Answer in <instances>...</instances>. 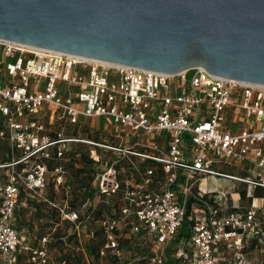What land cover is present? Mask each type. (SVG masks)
<instances>
[{"label": "built area", "instance_id": "1", "mask_svg": "<svg viewBox=\"0 0 264 264\" xmlns=\"http://www.w3.org/2000/svg\"><path fill=\"white\" fill-rule=\"evenodd\" d=\"M0 54V139L8 140L11 149V160L0 163L7 169L0 181L1 264H14L19 249H29L11 222L21 188L39 192L52 172L56 186L70 192L66 169L58 165L50 170L43 159L51 156V146L59 145L57 157H62L75 142L114 155L92 185L96 192L118 195L126 203L118 215L100 220L105 235L100 257H128L134 264L146 257L139 248L144 246L150 264H166L188 219L193 246V252L185 254L189 264H222V247L232 250L235 264L244 262L246 237L257 232L260 206L253 203L243 213L221 215L216 193L202 190L200 184L208 175H219L264 189V85L224 78L202 66L166 73L3 39ZM42 110L51 111V119L72 123L103 117L120 134H128V140L117 134L120 141H93L63 131L53 138L43 133L44 124L37 118ZM135 159L154 166L131 186L123 183L118 165L127 160L139 170ZM235 165L257 172L221 170ZM158 168L164 181L145 192ZM190 197L194 202L187 215ZM52 205L80 228L77 210L67 203ZM47 242L44 237L42 247L31 249L33 264L48 263Z\"/></svg>", "mask_w": 264, "mask_h": 264}, {"label": "water", "instance_id": "2", "mask_svg": "<svg viewBox=\"0 0 264 264\" xmlns=\"http://www.w3.org/2000/svg\"><path fill=\"white\" fill-rule=\"evenodd\" d=\"M0 39L264 85V0H0Z\"/></svg>", "mask_w": 264, "mask_h": 264}, {"label": "trees", "instance_id": "3", "mask_svg": "<svg viewBox=\"0 0 264 264\" xmlns=\"http://www.w3.org/2000/svg\"><path fill=\"white\" fill-rule=\"evenodd\" d=\"M43 111V110H42ZM51 115V111H47L45 114V117L47 120H42V113L38 114L37 118L40 120L41 123L44 124L46 131L45 133H50V132H54L56 130L61 131L63 130V132L66 135L69 136H76V137H83L85 139H90L93 141H107V139H104L96 134H89V133H83V131H81V127L83 126L84 123H86V120L88 119H94V118H81V120L78 123H72L70 122L68 119H51L50 117ZM100 118V117H98ZM106 120V119H105ZM109 122V121H108ZM111 124V123H110ZM3 124H0V128H2ZM111 141V140H108ZM107 141V142H108ZM1 142V140H0ZM71 144V143H70ZM75 144H77V146L79 147V150H75L73 152V158H77V155L80 154L81 159H83L84 157H86V161L88 162V164L92 165V177L89 179L88 183L84 186V192L85 193V197L84 200L82 202H78L75 201L74 199H70L67 201V205L70 209H75L79 212V220L81 222V226L79 229L76 228L75 223L71 222L70 220L63 218L60 214V211L58 209V207H51V213H56V215H58L59 217L62 218V220L66 221L67 223H70L73 225L74 227V231H75V235L78 237L80 235H87L88 236V240L85 241V248L84 249V254L86 255V250L88 252V256L93 260V259H110L111 262L113 264H129L128 263V257L119 259L117 257H100L99 255V250L101 248V246L103 245L104 241H105V235L101 229L102 226H100V220L101 218L106 215L105 212L103 211V205L102 202H106V199L111 198L112 199V209L110 210L109 214H116L118 215L122 209V207L126 204L125 201L119 197L118 195H114V194H101L95 191V189L93 188L92 185V181L95 177V175L97 174V172L103 170L104 168H106L111 160L114 158V155L104 149H101L97 146H93L91 144L88 143H83V142H75ZM59 148V145L54 146V150H50V154L51 156L49 158L45 159V163L48 165L49 169L52 170L54 169L55 166L58 165H62L66 171H68L67 165L65 163L66 156L68 155V153L71 151V149H68L65 151L64 156L62 157H57V150ZM9 151V149H8ZM10 155V151L8 152V156ZM11 160V157H7L5 159H3V163L9 162ZM80 160V158H79ZM134 161L136 162V165H138L139 170H137L131 163V161H121L119 163V167L121 169V177L123 179V183H129V185L134 186L135 184H137L141 179V178L145 172L147 171V169L149 167H153L154 163H152V161L149 160H144V161H140L135 159ZM104 164V167L102 169H100V166ZM222 170V168H221ZM223 171V170H222ZM50 173V172H49ZM49 173L46 175V181L47 184L46 186H48V175ZM230 173V172H227ZM230 174H235V173H230ZM241 175V174H239ZM6 177V174H4V178ZM154 181L153 183H151L149 186H147L146 189H144L145 192H148L150 189L152 188H158L159 187V182H163L164 181V174L162 172V170L160 168L157 169L156 175H154ZM2 179H0V181H2ZM54 183V181H53ZM255 191L254 194L257 195L258 189H261L260 187H255ZM263 189V188H262ZM71 190H72V185H71ZM31 192L27 189H25L24 187L21 188V191L19 193V202L15 208V212L14 215L12 217L11 222L13 223V225L15 226V228L18 230V232L20 233L19 226L16 225V223H14V219L17 217H20V220L23 224H25V220L26 218L23 216L26 212L27 209H23V213L22 212H18L21 205V200L24 198H27V200L31 201L32 196L30 195ZM263 194V193H262ZM243 195H245V192H243ZM37 196V195H36ZM49 197V196H48ZM254 198V195L250 196V198ZM252 198V199H253ZM194 202V198L190 197L189 201H188V209H187V215H189L192 212V203ZM23 206V205H22ZM223 210V206H221V212ZM233 213H242L240 211L237 212H233ZM232 214V213H231ZM52 216V214H51ZM52 222V221H51ZM49 224V223H48ZM52 224V223H50ZM191 222L188 221V219L185 220L180 233L177 235L172 247L170 248V250L168 251L167 254V259H166V264H189V262L185 259V254H190L193 252V246L190 244V236H191ZM260 226L257 229V232H259L260 230ZM255 232L253 235H251L253 237V242H254V235H256ZM78 234V235H77ZM262 235V234H261ZM21 236V234H20ZM137 235H134V237ZM139 236L142 237V240L145 239L147 240V235L145 233H141ZM21 238L23 239L25 245L29 246V249H24L21 248L18 251V257L17 260L14 264L18 263L21 259V257L25 254L29 255V261L31 262V264H33V262L31 261V254L32 251L31 249L33 248H39L43 246V238L41 240L42 244L37 246H33L31 243L26 242L27 240H25L22 236ZM138 238V237H135ZM50 239L48 238V242L46 243L47 249H48V254L50 253L49 250V243H50ZM256 242H254L255 244ZM140 251L145 254L146 257L142 258L141 261H138L134 264H150V260L148 259L150 252L149 250H147L146 247L144 246H139ZM184 249L183 253H180L181 249ZM225 248L222 247L221 248V257L222 260H225ZM244 253H245V260L242 264H250L248 263V258L246 255V250L244 249ZM76 256V255H74ZM82 258L79 256L78 257V261H80ZM65 264H71V258H65L64 259ZM186 260V261H184ZM224 262V261H223ZM224 264V263H222Z\"/></svg>", "mask_w": 264, "mask_h": 264}, {"label": "rangeland", "instance_id": "4", "mask_svg": "<svg viewBox=\"0 0 264 264\" xmlns=\"http://www.w3.org/2000/svg\"><path fill=\"white\" fill-rule=\"evenodd\" d=\"M0 54V58H1ZM75 100H77L75 98ZM46 110L42 111V120H47L45 117ZM40 113V114H41ZM244 127H241L240 130H242ZM83 133H89V134H96L104 139L111 140V141H120L121 137L128 140V134L121 132H118L115 130L114 126L110 124L107 120H105L103 117L100 118H94V119H88L86 120V123L83 124V126L80 128ZM117 134H120L121 137H118ZM75 150H79V147L75 144L71 145V151L66 156V165L68 168L66 177L68 181L72 185V190L70 192H67L64 188L60 187L59 189L55 188V185L53 183V173L50 172L48 175V187L45 189V193L50 195L52 198L56 199L58 202L66 203L70 199H74L75 201H78L79 203L84 200L85 193L84 192V186L88 183L89 179L92 177V165L88 164L86 161V157L81 159L80 155H77V158H73V152ZM8 151V144L5 142H0V160H3L6 157V153ZM80 158V160H79ZM45 160V159H43ZM104 167V164L100 166V169ZM251 167V166H250ZM222 170L224 172H230L235 174H241L245 175L247 174L246 169H244V165H235V166H224L222 167ZM250 173H256L257 169L252 168V170H249ZM5 172L0 169V179L4 178ZM204 181L201 182V188L204 191H211L216 193V197L221 203V205L224 208H228L232 204H236L239 206V211L242 210V208L249 207L251 204L254 203L252 201L253 197H247L246 192L244 188H246L248 185L243 184L239 182L236 179L219 176V175H208L203 178ZM249 188V186H248ZM243 192H245V195H243ZM241 197V199L236 202V198ZM263 198L256 197L255 198V204H261ZM39 203L36 199H31V203ZM112 199L108 198L106 199V202H102L104 212L105 214H109L110 210L112 209L111 206ZM40 204V203H39ZM21 207L18 212L23 213V209H27L28 212V206H22V203H20ZM33 207H35L34 204ZM43 209V208H41ZM38 215L41 213H45V210L39 211L38 209ZM52 216V222H45L43 221H34L31 220H25V224H23L19 218H15L13 221L16 223L17 226H21L19 228L21 236L27 240L26 242L31 243L33 246H39L42 244L41 240L43 236H45L48 233H51L49 236L50 243H49V260L47 264H65V258H71V264H113L110 259H91L88 256V252L86 250V255L84 254L82 248L86 249L85 247V241L88 240V236L80 235L76 236L74 227L72 224L67 223L66 221L62 220L61 217L56 215V213H51ZM43 217V215H41ZM28 218H31L29 215ZM260 224V228L264 231V211L258 212V219ZM49 223V224H48ZM52 223V224H50ZM53 230V231H52ZM30 233H37L35 235H30ZM261 233V232H260ZM78 235V234H77ZM263 236V235H262ZM260 244L264 245V239L260 241ZM245 250L246 252L251 251V249L255 248V244L253 242V237L249 235L246 237L245 241ZM76 255V256H74ZM225 260H223L227 264H231V259L233 257V252L230 249L225 250ZM81 257L82 259L78 261V257ZM259 264H264V256L258 257L257 259ZM2 263V255H0V264ZM16 264H31L29 261V255L25 254L21 257L20 261Z\"/></svg>", "mask_w": 264, "mask_h": 264}, {"label": "crops", "instance_id": "5", "mask_svg": "<svg viewBox=\"0 0 264 264\" xmlns=\"http://www.w3.org/2000/svg\"><path fill=\"white\" fill-rule=\"evenodd\" d=\"M0 124L4 125L3 117H0ZM45 131H46V128H45L43 133H45ZM61 131H63V130H61ZM58 132H60V131L56 130L54 132H50V133L48 132V133H45V134H49L51 137L54 138V137L57 136ZM0 140H1V142H5V143L8 144V149L10 151V155L9 156L11 157V149H10V146H9V142H7L8 140H5V139H0ZM73 144H75V143L69 144L68 149H71V145H73ZM75 145H77V144H75ZM54 146H56V145H54ZM54 146H51L49 150H51V151L54 150ZM9 151H7L6 157H9L8 156V152ZM19 154H20V152H19ZM78 155H80V154H78ZM0 163H3V160H0ZM245 168L246 167L244 166V169ZM0 169H2L5 172V174H7V169H4V168H0ZM246 172L248 174V171H246ZM54 185H55L56 191H57V189H59L61 187V186H58V185L56 186L55 183H54ZM47 187L48 186H46L44 189L39 190V192H36V193L35 192H31V194H30L32 196L31 199H33V198L36 199L40 204L39 203H35V202L31 203V201L27 200V198H24V199L21 200V203H22L23 206H26V208H27V206L29 207L28 208V212L26 210L25 214L23 215L26 218V220H29V221L33 220V222L34 221H43V220H45V222H51L52 221V218H51V207H54L52 205L53 202L58 204V205H63L64 204V203L58 202L56 199H54L50 195L46 194L44 191H45V189ZM200 187H201V184H200ZM260 188L261 189L257 190V192H258L257 195L254 194V191H255L256 188L251 189L250 187L248 188V186L246 188H244L247 197H250L251 195H254V198L252 200V201H254V203H255V198L256 197L264 199V189H262V187H260ZM240 199H241V197L239 196L235 200H236V202H238ZM261 201H262L261 204H257V205L260 206L258 211H257V219H258V212L264 211V200H261ZM31 204H34L35 207H33V205H31ZM41 208H43V209H41ZM237 208H239V206L236 205V204H232L228 208H224L223 207L221 215H229V214H231L233 212H237V211H239V209H237ZM246 208L247 207L242 208V210L240 212L243 213ZM38 209H39V211L45 210V213H41V214L38 215V213H37ZM29 215L31 216V218H28ZM41 215H43V217H41ZM259 224H260V222H259ZM35 234H37V233H30V235H35ZM50 235H51V233H48L45 236H43V238L44 237L49 238ZM262 239H264V231L262 229H260L259 232H257L256 235H254V242H256L255 243V248L251 249V251H249V252H246V255H247V258H248V263H250V264H259L258 261H257L258 257L264 256V245L260 244V241H262ZM82 250L84 251V248H82ZM222 263L227 264V263H225L223 261H222ZM231 264H235L234 257H232V259H231Z\"/></svg>", "mask_w": 264, "mask_h": 264}, {"label": "bare ground", "instance_id": "6", "mask_svg": "<svg viewBox=\"0 0 264 264\" xmlns=\"http://www.w3.org/2000/svg\"><path fill=\"white\" fill-rule=\"evenodd\" d=\"M78 57H80V58H87V59H93V58H88V57H85V56H81V55H77ZM95 60H98V59H95ZM103 61V60H102ZM103 62H105V63H110V64H116V63H112V62H109V61H103Z\"/></svg>", "mask_w": 264, "mask_h": 264}]
</instances>
